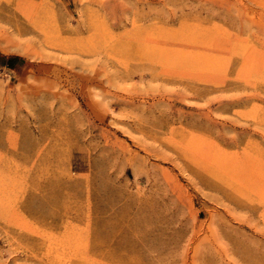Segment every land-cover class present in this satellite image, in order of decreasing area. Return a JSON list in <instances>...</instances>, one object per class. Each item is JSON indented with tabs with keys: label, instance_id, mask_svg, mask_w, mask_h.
<instances>
[{
	"label": "rangeland",
	"instance_id": "rangeland-1",
	"mask_svg": "<svg viewBox=\"0 0 264 264\" xmlns=\"http://www.w3.org/2000/svg\"><path fill=\"white\" fill-rule=\"evenodd\" d=\"M0 55V264H264V0H0Z\"/></svg>",
	"mask_w": 264,
	"mask_h": 264
},
{
	"label": "bare ground",
	"instance_id": "bare-ground-1",
	"mask_svg": "<svg viewBox=\"0 0 264 264\" xmlns=\"http://www.w3.org/2000/svg\"><path fill=\"white\" fill-rule=\"evenodd\" d=\"M206 35V34H205ZM158 36H160V35H158ZM204 36V35H203ZM207 37H208V35H207ZM153 38H154V36H153ZM160 38V37H159ZM174 38V37H173ZM113 39V38H112ZM112 39L111 40H109L108 42H110V41H112ZM151 39V38H150ZM196 39V38H195ZM115 40V39H114ZM189 40V39H188ZM201 40V39H200ZM204 40V39H203ZM107 41V40H106ZM142 41V40H141ZM153 41H154V39H153ZM155 41H156V39H155ZM154 41V42H155ZM170 41H172V40H170ZM157 42V41H156ZM173 42H174V40H173ZM172 42V43H173ZM184 42V41H183ZM183 42H182V44H183ZM207 42V41H206ZM211 42V41H210ZM106 43V42H105ZM131 43V42H130ZM137 43V42H136ZM139 44H140V42H138ZM191 43V42H190ZM108 44V43H107ZM112 44H113V41H112ZM133 44H135L134 42H133ZM145 44V43H144ZM188 44V43H187ZM197 43L195 42V45H196ZM108 45H110V44H108ZM190 46H191V44H189ZM212 45V44H211ZM130 45H128V47H129ZM137 46V45H136ZM139 46V45H138ZM138 46H137V49H138ZM142 46V45H141ZM159 46V45H158ZM148 47V46H147ZM166 47V46H165ZM110 48V47H109ZM118 48H122V47H118ZM132 48H133V46H132ZM154 48V47H153ZM131 49V48H130ZM145 49V48H144ZM159 49H163V48H160L159 47ZM170 49V48H169ZM168 49V50H169ZM205 49V48H204ZM139 50V49H138ZM155 50L157 51V49L155 48ZM212 50V49H211ZM120 51V50H119ZM165 51V49H163L161 52H164ZM148 52V51H147ZM147 52H146V55H147ZM153 52V51H152ZM158 52V51H157ZM156 52V53H157ZM159 53V52H158ZM166 53V52H165ZM178 54H179V50H178ZM186 54V53H185ZM189 54V53H188ZM163 56H165L166 54H162ZM176 55V54H175ZM181 55V54H180ZM180 55L178 56L179 58H180ZM210 57H212L211 55H209ZM209 56L207 55V54H196V55H193V56H189V58H187V55H183V57L184 58H186V59H184L186 62H188V63H190V64H193V65H195V66H199V67H201V68H210V67H213V66H215V65H217V63H216V61L214 62V58L212 59V58H209ZM142 57V56H141ZM148 56H146V58H147ZM150 57V56H149ZM158 58L160 57V56H157ZM182 57V58H183ZM143 58V57H142ZM164 58V57H163ZM160 59V58H159ZM159 59H158V61H159ZM218 59V58H217ZM174 60H177V58H175L173 55H172V61H174ZM181 60V59H180ZM183 60V59H182ZM166 61V60H165ZM156 60H155V64H156ZM170 63H171V61H169ZM181 62V61H180ZM159 64L161 63V61L160 62H158ZM173 63V62H172ZM218 63H219V61H218ZM166 64H167V61H166ZM165 64V65H166ZM180 64V63H179ZM161 66V65H160ZM167 67H168V64L166 65ZM159 67V66H158ZM173 67V66H172ZM171 67V68H172ZM180 67V66H179ZM207 68V69H208ZM195 69H196V67H195ZM203 145V144H202ZM199 146V145H198ZM197 148H199V147H197ZM231 167V166H230ZM232 170L235 172V173H242V171H240V168H242V167H240L239 165H232ZM3 172V171H2ZM4 174V173H3ZM242 174H244V173H242ZM8 176V175H7ZM6 176V177H7ZM5 177V178H6ZM9 177V176H8ZM7 177V178H8ZM1 178V177H0ZM8 180V179H7ZM10 181V180H9ZM0 182H1V180H0ZM4 182V181H3ZM2 183V182H1ZM5 184V183H4ZM9 184H11V183H9ZM8 187V186H7ZM10 191V190H9ZM1 192H2V190H1ZM6 194V193H5ZM6 197V196H5ZM3 199V198H2ZM9 199V198H8ZM7 199V200H8ZM7 200H5V202L7 201ZM2 203H3V201H2ZM8 203V202H7ZM6 205V204H5ZM9 205V204H8ZM7 208V207H6ZM1 210V209H0ZM66 229V228H65ZM71 231L73 230V229H70ZM69 230V231H70ZM67 232H68V230H67ZM79 232V231H78ZM78 232L76 233V234H78ZM75 233V232H74ZM74 233H66V234H64L63 233V235H62V239H61V241H60V248H61V245H67V246H69L70 244H72L74 241H76V240H74V239H76V237H78L76 234H74ZM80 233V232H79ZM88 233V232H87ZM82 233H80V235H81ZM42 235V234H41ZM60 235V234H59ZM44 236V235H43ZM47 236H49V235H47ZM52 237H53V235H51ZM54 237H55V235H54ZM58 237V236H57ZM56 237V238H57ZM80 237V236H79ZM87 237V236H86ZM49 238V237H48ZM59 238V237H58ZM57 238V239H58ZM82 238L84 239V236H82ZM41 239V238H40ZM45 239V238H44ZM55 239V238H54ZM56 239V240H57ZM81 239V238H80ZM51 240V239H50ZM49 240V241H50ZM85 240V239H84ZM90 240V239H89ZM52 241V240H51ZM54 241V240H53ZM55 242H57V241H55ZM76 242H79V243H84V241H82V242H80L79 240L78 241H76ZM52 242H50V243H48V244H51ZM78 243V244H79ZM88 243V242H87ZM56 244V243H55ZM69 244V245H68ZM76 245V244H75ZM84 245H85V243H84ZM44 246H46V245H44ZM51 246H52V244H51ZM58 246V245H57ZM66 246V247H67ZM71 246L72 245H70V248H71ZM73 246H74V243H73ZM72 246V248L73 249H77L78 247L77 246H74V247H77V248H74ZM79 246V245H78ZM59 247V246H58ZM83 247H85V246H83ZM59 248V249H60ZM62 248H63V246H62ZM69 247H67V249H68ZM49 249H52V248H49ZM54 249H56V248H54ZM65 249V248H64ZM85 249V248H84ZM61 250V249H60ZM63 250V249H62ZM45 251H46V248H45ZM50 251V250H49ZM64 251V250H63ZM71 252H72V249L70 250ZM75 251H77V250H75ZM54 252V251H53ZM60 252V251H59ZM66 252H68V251H66ZM51 253V252H50ZM64 253V252H63ZM70 254H73V253H70ZM60 255V254H59ZM52 256V255H51ZM70 256V255H69ZM72 256V255H71ZM70 256V257H71ZM46 257V256H45ZM59 257V256H58ZM13 262V261H12ZM15 263V262H14Z\"/></svg>",
	"mask_w": 264,
	"mask_h": 264
},
{
	"label": "crops",
	"instance_id": "crops-1",
	"mask_svg": "<svg viewBox=\"0 0 264 264\" xmlns=\"http://www.w3.org/2000/svg\"><path fill=\"white\" fill-rule=\"evenodd\" d=\"M1 56V55H0ZM9 60H11V58H7L5 59V61H3L2 59H0V63L1 64H5L6 66H8V63L10 62ZM11 69L15 67V65L9 66Z\"/></svg>",
	"mask_w": 264,
	"mask_h": 264
}]
</instances>
